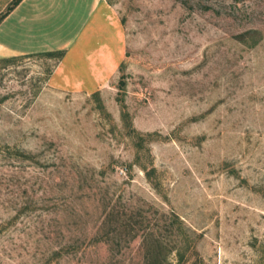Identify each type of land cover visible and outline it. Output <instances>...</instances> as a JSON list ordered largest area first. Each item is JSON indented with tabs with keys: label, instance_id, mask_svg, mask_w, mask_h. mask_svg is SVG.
Returning a JSON list of instances; mask_svg holds the SVG:
<instances>
[{
	"label": "rangeland",
	"instance_id": "374dc122",
	"mask_svg": "<svg viewBox=\"0 0 264 264\" xmlns=\"http://www.w3.org/2000/svg\"><path fill=\"white\" fill-rule=\"evenodd\" d=\"M29 1L0 40L52 46L3 33ZM91 3L70 0V87L43 51L0 55V264H144L143 230L170 264H264V0H102L108 30Z\"/></svg>",
	"mask_w": 264,
	"mask_h": 264
},
{
	"label": "crops",
	"instance_id": "0c3cea01",
	"mask_svg": "<svg viewBox=\"0 0 264 264\" xmlns=\"http://www.w3.org/2000/svg\"><path fill=\"white\" fill-rule=\"evenodd\" d=\"M29 0H23L9 15L6 17L0 24V31L4 28V26L11 21L17 13L22 11L23 5L27 3ZM31 1V0H30ZM29 1V2H30ZM78 2L79 0H75ZM65 5V6H64ZM78 5V3H77ZM33 16L26 15L24 11L19 14V16L16 18V23L18 24L17 27L13 26V28H9L8 31L4 30L9 36H14L15 34L23 35L24 39H22V42H27L31 36H43L45 37L46 41H52V46H49L50 44L44 43V47H40V49H33L32 47H28L27 49H22L24 46L15 47L11 45L12 43H8L6 41L0 40V55H21V54H28V53H34V52H48L54 51L51 49H57L58 51H63L62 49H66V54L64 55L63 59L61 60L59 66L57 69H55L52 80L60 81L64 86L70 87V0H34L33 1ZM67 7V8H66ZM91 8L95 9L96 11L100 10L98 16L99 18L102 17V21L105 22V29L108 30L106 25V18L104 16L105 12V6L102 3V0H92ZM66 9V10H65ZM67 13V21L57 22L58 24H52L50 26H55L53 32H51L49 29V24L52 22L53 17H57L60 12ZM52 17V18H51ZM41 25L40 28L36 29L35 32H33V29L30 27L31 23ZM97 23V22H96ZM95 23V24H96ZM24 26L27 28L23 29ZM17 28V30L15 29ZM93 31V30H92ZM84 36V35H83ZM83 36L80 37L81 40H83ZM66 37V39H64ZM90 36H87V42H89L88 39H90ZM91 40V39H90ZM82 42V41H81ZM83 44V43H82ZM81 44V45H82ZM79 44H77V47ZM79 49L82 48V46L78 47ZM115 48V46L113 47ZM110 48V45H108L106 42L100 45L98 48H93L89 52H85L83 58V63L87 67V73H88V79L89 80H95L96 72H94L93 66H97L100 64L105 65L107 63L106 57H107V50L113 49ZM47 50V51H46ZM79 54V53H78ZM113 57V56H112ZM72 77L79 76L78 74L71 75Z\"/></svg>",
	"mask_w": 264,
	"mask_h": 264
},
{
	"label": "trees",
	"instance_id": "16d2710c",
	"mask_svg": "<svg viewBox=\"0 0 264 264\" xmlns=\"http://www.w3.org/2000/svg\"><path fill=\"white\" fill-rule=\"evenodd\" d=\"M22 1L23 0H13L11 2V4L7 8V10L0 15V24L6 17H8V15ZM45 55L52 57V58H58L59 60H62L65 53H64V51H48V52H45ZM119 87H120V89H123L125 87V81H124L123 77L120 81ZM139 222L141 224V221H139ZM130 227H131L130 233H133L131 239H134L139 235L142 228L140 227L139 229H137V228L133 227V225H131ZM153 233L154 232H152L150 230H143V232H142L143 240H142V244H141V251H144L143 252L144 264H170V263H168V254H169V252L174 251L175 249L177 251L179 261L181 262L185 259V253L181 252V248H175L174 250H172V248H169L168 245L165 244L164 242H162L161 239L154 238ZM117 234H120V233L118 232ZM110 235L111 234H108L107 236L111 237ZM115 235H116V233L113 236V240H116ZM96 241L101 242V240L99 238ZM72 247H73V245L71 244L70 249H72ZM187 249L192 250L193 253L196 252L194 246H189ZM57 254L59 255V254H61V252H59Z\"/></svg>",
	"mask_w": 264,
	"mask_h": 264
}]
</instances>
